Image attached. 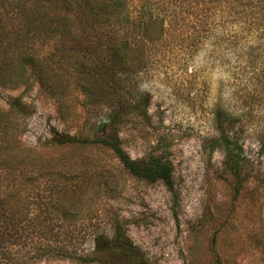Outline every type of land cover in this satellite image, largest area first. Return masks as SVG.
Listing matches in <instances>:
<instances>
[{
    "label": "trees",
    "instance_id": "trees-1",
    "mask_svg": "<svg viewBox=\"0 0 264 264\" xmlns=\"http://www.w3.org/2000/svg\"><path fill=\"white\" fill-rule=\"evenodd\" d=\"M255 42L264 44V0H0V85L80 94L99 123L86 134L51 126L49 146L109 151L131 175L161 180L171 190V162L155 153L132 158L120 138L135 116L148 117L142 75L161 65L166 52L191 56L207 48L244 56ZM22 94L0 107V264L44 257L151 264L116 218L108 234L68 227L79 218L75 207L89 210L117 190L97 179L104 173L89 157L21 145L32 111ZM218 133L227 167L242 183V146L227 129ZM88 169L95 175L86 176Z\"/></svg>",
    "mask_w": 264,
    "mask_h": 264
},
{
    "label": "rangeland",
    "instance_id": "rangeland-1",
    "mask_svg": "<svg viewBox=\"0 0 264 264\" xmlns=\"http://www.w3.org/2000/svg\"><path fill=\"white\" fill-rule=\"evenodd\" d=\"M253 47L244 56L207 48L191 56L166 52L161 65L142 75L148 117L135 116L120 138L132 158L155 153L171 162V190L161 180L131 175L109 151L49 146L51 126L86 134L99 123L80 94L0 85V107L23 93L32 111L21 145L52 156L89 157L104 173L97 179L116 188L89 210L75 207L79 218L68 227L108 234L116 218L151 264H264V44ZM220 126L242 146V183L217 143ZM28 264L80 263L44 257Z\"/></svg>",
    "mask_w": 264,
    "mask_h": 264
}]
</instances>
